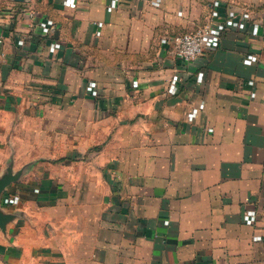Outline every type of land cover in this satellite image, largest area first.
Segmentation results:
<instances>
[{
  "label": "crops",
  "instance_id": "0c3cea01",
  "mask_svg": "<svg viewBox=\"0 0 264 264\" xmlns=\"http://www.w3.org/2000/svg\"><path fill=\"white\" fill-rule=\"evenodd\" d=\"M7 177L0 264H264V0H0Z\"/></svg>",
  "mask_w": 264,
  "mask_h": 264
},
{
  "label": "built area",
  "instance_id": "2783aa9c",
  "mask_svg": "<svg viewBox=\"0 0 264 264\" xmlns=\"http://www.w3.org/2000/svg\"><path fill=\"white\" fill-rule=\"evenodd\" d=\"M45 33L53 28L51 21L40 23ZM208 35L206 29L197 30L193 33L178 34L172 38L174 55L185 63H190L203 54L205 39ZM52 46H56L54 42Z\"/></svg>",
  "mask_w": 264,
  "mask_h": 264
},
{
  "label": "water",
  "instance_id": "95a60500",
  "mask_svg": "<svg viewBox=\"0 0 264 264\" xmlns=\"http://www.w3.org/2000/svg\"><path fill=\"white\" fill-rule=\"evenodd\" d=\"M13 177H7L0 180V195L5 190V188L13 181ZM1 221V220H0Z\"/></svg>",
  "mask_w": 264,
  "mask_h": 264
}]
</instances>
